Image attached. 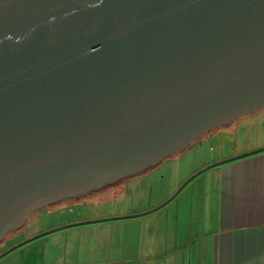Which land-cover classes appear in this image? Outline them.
Returning a JSON list of instances; mask_svg holds the SVG:
<instances>
[{"label":"water","instance_id":"1","mask_svg":"<svg viewBox=\"0 0 264 264\" xmlns=\"http://www.w3.org/2000/svg\"><path fill=\"white\" fill-rule=\"evenodd\" d=\"M264 108V0H0V239Z\"/></svg>","mask_w":264,"mask_h":264},{"label":"crops","instance_id":"2","mask_svg":"<svg viewBox=\"0 0 264 264\" xmlns=\"http://www.w3.org/2000/svg\"><path fill=\"white\" fill-rule=\"evenodd\" d=\"M262 110L244 117V129L236 131L231 126L203 139L209 145L204 147L202 142V149L195 151L200 163H194L195 159L168 163L180 177L163 196L150 195L147 201L137 199L131 208L114 211L94 208L86 197L39 209L0 249L2 261L264 264ZM144 170L129 176L127 182L137 183L135 178L146 175ZM39 236L53 237L51 246L59 254L64 247V259L18 258L20 248Z\"/></svg>","mask_w":264,"mask_h":264},{"label":"rangeland","instance_id":"3","mask_svg":"<svg viewBox=\"0 0 264 264\" xmlns=\"http://www.w3.org/2000/svg\"><path fill=\"white\" fill-rule=\"evenodd\" d=\"M256 111H253V112H256ZM253 112L239 116L237 118H234L228 123L218 125L212 128L211 130H209L207 133H204L201 136L195 138V140L187 148L181 151H178L174 154H170L164 157L161 160V162H158V164H155L153 166L146 168L144 170L146 175L141 174L140 176L135 178V181L137 183H133V180L129 181L130 183H128L127 182L128 177L127 178L124 177L122 179L117 180L113 184H108L98 190L89 192V194H84L79 198L72 197V198H69L63 201L64 202L68 200L71 201V199H75V198L81 200L83 199L82 197H86V198H90L88 200H91L92 202H94L93 203L94 208L98 207L97 209L114 211V209H118L122 206L124 208L129 209L133 206L134 203H136L137 199H145L147 201V198L150 195L153 198H155L156 196L157 197L163 196L167 193V190L170 184L174 186L177 181V178L180 177V174H175V173L173 174L174 169L173 168L169 169V166L167 165L168 163L175 162L178 164L181 162H186L187 160L191 161L193 159H195L193 161L194 163L196 164L200 163L199 161L200 158H198V156L195 155V151L202 149V147H200V144L202 142L204 143L203 144L204 147L209 145V143H207L203 139H205L206 137H209L211 133H214L216 131H221L226 128L230 129L231 126L233 128L235 127L234 129L236 131L244 129L245 127L242 126L241 121L244 119L246 115L249 116ZM225 132L227 134L231 133L230 130L225 131ZM183 191H180V192H183ZM59 203H62V202H59ZM53 204H50V205H53ZM35 212L33 211L32 215ZM13 232L14 230L7 232L5 237L0 239V249H3V246L10 240V236L11 234H13ZM18 238L21 239V237H18ZM53 239H54L53 237H49V238L43 237V236L36 237L32 239L31 241L27 242L26 244H24L20 248L21 249L20 253L16 255L18 256V258L23 256L25 258L30 257V259H44V258L45 259H64V247L61 250L62 254L61 253L59 254L58 253L59 250L58 251L56 250L57 247L51 246V242L54 241ZM3 257L4 255H0V264H4V262H6V261L4 262L2 261ZM17 264H22V263H17Z\"/></svg>","mask_w":264,"mask_h":264},{"label":"flooded vegetation","instance_id":"4","mask_svg":"<svg viewBox=\"0 0 264 264\" xmlns=\"http://www.w3.org/2000/svg\"><path fill=\"white\" fill-rule=\"evenodd\" d=\"M207 132H208V131H207ZM207 132H205V133H207ZM203 134H204V133H203ZM137 173H138V172H137ZM135 174H136V173H135ZM130 176H131V175H130ZM126 177H129V176H126ZM126 177H125V178H126ZM123 178H124V177H123ZM121 179H122V178H121ZM114 182H116V181H114ZM114 182L106 183V184L103 185L102 187H104V186H106V185H108V184H113ZM102 187H100V188H102ZM100 188L92 189V190H90L89 192L94 191V190H98V189H100ZM89 192H87V193H85V194H89ZM83 195H84V194H83ZM81 196H82V195L71 196V197H65V198H62V199H60V200H56V201L50 202V203H48V204H45L44 206L39 207V208H37V209H35V210H33V211H34V212H35V211H38L39 209L44 208V207H47V206L50 205V204H53V203L55 204V203L61 202V201H63V200H66V199L72 198V197H81ZM33 211L29 212V213L26 215L24 222H22L19 226L13 228L12 230L15 231V230H18L20 227H22V226L27 222L29 216L32 214ZM10 231H11V230H10ZM8 232H9V231H8ZM5 235H6V233H5ZM5 235H4L2 238H4ZM2 238H1V239H2Z\"/></svg>","mask_w":264,"mask_h":264},{"label":"trees","instance_id":"5","mask_svg":"<svg viewBox=\"0 0 264 264\" xmlns=\"http://www.w3.org/2000/svg\"><path fill=\"white\" fill-rule=\"evenodd\" d=\"M185 148H186V147H185ZM185 148H184V149H185ZM180 151H181V150H180ZM129 176H130V175H129Z\"/></svg>","mask_w":264,"mask_h":264}]
</instances>
